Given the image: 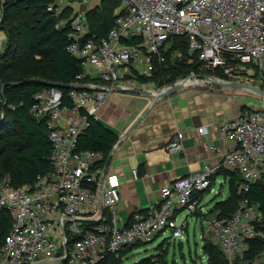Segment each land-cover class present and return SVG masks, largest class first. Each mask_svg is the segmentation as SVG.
Returning a JSON list of instances; mask_svg holds the SVG:
<instances>
[{"label": "built area", "instance_id": "1", "mask_svg": "<svg viewBox=\"0 0 264 264\" xmlns=\"http://www.w3.org/2000/svg\"><path fill=\"white\" fill-rule=\"evenodd\" d=\"M101 2L54 0L47 8L56 18L55 28L67 33V51L84 67L94 68L99 78L73 85L68 93L71 104L64 102L58 87L35 94L30 113L46 122L53 169L39 174L32 186H14L8 174L0 177V211L8 210L12 216L11 231L0 248V264H102L108 255L119 257L123 249L152 242L169 231L172 238H184L187 223H177L184 210L201 220L211 240L233 263L250 249V240L264 236L258 230L262 212L258 204L243 199L231 218L209 216L202 202L214 185V169L172 180L162 188L159 202L120 225L119 179L98 167L105 158L102 151H78L77 145L91 125L90 117L98 118L113 92L142 87L136 62L142 65L141 72L152 73L154 61H165L163 50L169 48L171 37L187 36L191 52L199 54L201 71L191 72L185 82L224 77L263 83L264 0H122L108 34L98 37L87 24L85 7ZM4 16L2 0L0 26ZM5 41L0 35V54ZM197 132L208 136L210 130L202 126ZM221 133L237 144L225 152L224 165L240 172L242 190L249 191L264 174V106L223 121ZM206 145L212 152L220 151L210 142ZM182 148L176 136L169 149ZM90 219L101 221L88 229L85 221Z\"/></svg>", "mask_w": 264, "mask_h": 264}, {"label": "trees", "instance_id": "2", "mask_svg": "<svg viewBox=\"0 0 264 264\" xmlns=\"http://www.w3.org/2000/svg\"><path fill=\"white\" fill-rule=\"evenodd\" d=\"M53 1L5 0V16L0 26V31H5L7 37L5 49L0 54V177L8 174L14 186H32L39 174L53 169L52 145L46 122L44 119H36L30 113L35 94L56 85L63 92L64 102L71 104L68 98L70 88L78 82L90 80L85 75L82 62L67 51L69 38L66 31L55 28L56 18L47 9ZM121 3L122 0H104L88 12L87 19L92 33L98 37L108 34L114 24V12ZM168 45L170 47L163 50L164 62L154 61L150 75L138 74L142 82L151 83L158 75L166 74L171 75L168 78L171 82L182 73L187 72L189 76L193 71H201L198 52H192L194 56L189 57L188 61L171 60L176 57L175 53L184 48L190 52L187 36L171 37ZM80 75H84V78L79 79ZM9 105H13L14 109ZM90 121V127L78 139L77 150L102 151L105 158L98 163V167L106 169L112 150L121 141V137L93 116ZM229 175L228 197L217 201L208 215L229 219L237 212L242 200L248 199L250 205H259L262 220L258 230L264 234V174L251 185L249 191L242 190L243 177L240 172L231 171ZM104 212L107 213L106 210ZM100 221L87 220L85 227L92 229ZM11 228L10 212L1 210L0 248ZM141 244L123 249L119 257L108 255L102 264L122 263L123 257ZM163 245H160V249L165 251ZM203 250L208 264H258V259L264 253V236L250 240V249L233 263L213 241L206 240ZM162 257L163 253L160 252L135 264H166V257ZM158 258L162 259L159 261Z\"/></svg>", "mask_w": 264, "mask_h": 264}, {"label": "crops", "instance_id": "3", "mask_svg": "<svg viewBox=\"0 0 264 264\" xmlns=\"http://www.w3.org/2000/svg\"><path fill=\"white\" fill-rule=\"evenodd\" d=\"M101 3H91L85 8L89 12ZM86 21L88 24V19ZM0 35L6 40V46L5 31H0ZM134 67L139 75L151 74L141 72L142 65L138 62ZM84 68L89 81L99 78L94 68ZM140 82L142 87L138 90L113 92L97 118L121 137L112 150L108 166L102 168L106 174L116 175L119 179L120 203L116 212L120 225L129 224L134 213H144L159 202L162 188L180 176L214 169V185L218 181L228 183L229 195L232 170L224 165V156L237 144L221 133V124L264 106V100L258 98L264 95L231 86L227 83L242 82L224 77L213 81L195 78L175 84L173 87L178 89L174 91L161 92L152 90L151 83ZM202 126H208V136L198 134L197 130ZM176 136L181 139L183 148L171 151L169 146ZM207 142L220 151L212 152ZM133 170L138 171L137 176ZM222 187L212 204L205 207L209 212L217 201L222 200L217 198L222 195ZM104 215L107 216L106 212ZM185 222L188 235V219Z\"/></svg>", "mask_w": 264, "mask_h": 264}, {"label": "rangeland", "instance_id": "4", "mask_svg": "<svg viewBox=\"0 0 264 264\" xmlns=\"http://www.w3.org/2000/svg\"><path fill=\"white\" fill-rule=\"evenodd\" d=\"M174 55L176 57L171 58L173 62H175L176 60L188 61L189 57L194 56L191 50L189 52L187 48L182 49L181 51L175 53ZM170 76H171L170 74L169 75L166 74L162 76L158 75L157 77H155L154 80L151 82V89L156 92L170 90L171 88H173L175 84L178 83L181 84L183 81H185L188 77V73L187 72L182 73L180 76H178L176 79L172 80L171 82L168 81V78H170ZM245 81H246L245 84L255 85L264 90V82L262 83L259 79L257 82L253 79H248V78L245 79ZM239 88L240 90L247 89L242 87ZM247 90H249L252 94L259 95L257 92H254L251 89H247ZM258 98L264 100V97H258ZM221 187H222V195L218 196L217 198L223 200L228 195V183H220L218 181L212 187L215 188V191L211 192L212 190L211 189L205 193L202 202V204L205 207L210 206L212 204L211 201L219 193ZM186 219H188L189 221V234L188 235L186 234L184 238H175V237L172 238L171 232L170 231L166 232L165 234L156 238L154 241L142 243L141 245L136 246L133 250H130L128 252V255L126 256L127 258L125 259L124 263L135 264L145 258L156 256L160 252H162L163 257H166V264H208L203 248L206 240L212 241L211 237L206 233V231L202 232L203 224L201 223V220L197 219V217L191 214L189 211L186 210L182 211L178 216L177 223L179 225H182ZM163 243H164L163 248L165 249V251L160 249V245H162ZM162 258H158V260L160 261ZM154 260L157 261V258H154ZM263 262H264V253L263 255L260 256L257 263L260 264Z\"/></svg>", "mask_w": 264, "mask_h": 264}, {"label": "water", "instance_id": "5", "mask_svg": "<svg viewBox=\"0 0 264 264\" xmlns=\"http://www.w3.org/2000/svg\"><path fill=\"white\" fill-rule=\"evenodd\" d=\"M227 84H229V85H231V86H235V87H242V88L251 89V90L254 91V92H257V93H259V94H261V95H264V90L261 89V88H259V87H257V86L248 85V84H245V83H227ZM53 87H58V86L53 85ZM72 87H75V86H72ZM72 87H71V88H72ZM58 88H59V87H58ZM171 89H172V90H170V91H174V90L178 89V87L176 86V87H173V88H171ZM166 94H167V93H166Z\"/></svg>", "mask_w": 264, "mask_h": 264}]
</instances>
